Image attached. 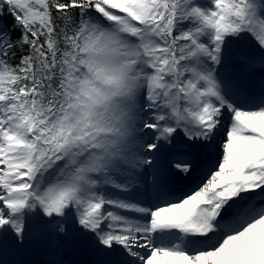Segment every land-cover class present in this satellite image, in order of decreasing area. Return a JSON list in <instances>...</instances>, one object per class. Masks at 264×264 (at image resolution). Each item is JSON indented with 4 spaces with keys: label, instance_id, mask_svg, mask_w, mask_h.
I'll use <instances>...</instances> for the list:
<instances>
[{
    "label": "snow or ice",
    "instance_id": "1",
    "mask_svg": "<svg viewBox=\"0 0 264 264\" xmlns=\"http://www.w3.org/2000/svg\"><path fill=\"white\" fill-rule=\"evenodd\" d=\"M4 13L0 246L35 232L82 237L95 264H264V0ZM218 135L220 160L178 194Z\"/></svg>",
    "mask_w": 264,
    "mask_h": 264
},
{
    "label": "rangeland",
    "instance_id": "2",
    "mask_svg": "<svg viewBox=\"0 0 264 264\" xmlns=\"http://www.w3.org/2000/svg\"><path fill=\"white\" fill-rule=\"evenodd\" d=\"M200 2L201 3H203L204 2V0H200ZM221 133H223V128L221 129ZM223 139V136L222 135H218L217 137H216V143H214L213 144V146L212 147H214V148H219L220 149V147H219V144H220V141ZM203 149H204V151L207 149V148H200V149H195L194 150V152L195 153H201L202 151H203ZM221 150V149H220ZM211 151V150H210ZM220 160V154L218 155V161ZM35 236H37V234L35 235ZM70 236H72L71 238H70ZM69 237H67V238H65V239H63V240H59V239H56L55 237H42V236H39V242L37 243L38 244V247L40 248V249H43V242L44 241H42L44 238H45V243H49L52 247H55L56 248V250L58 251V252H61V253H63L64 251H66L67 249H66V247L70 244V242H74V243H77L78 245H80V246H82L83 244V246L78 250V249H76L75 248V250H74V252L73 253H71V254H69L67 257H69V256H71L72 257V255H73V257L70 259V261L69 262H72V264H73V262L75 263V260H76V257H77V254L78 253H80V254H85V253H87V251L88 250H90L91 249V245L86 241V240H84L82 237H79V236H76V235H70ZM30 237V236H29ZM46 238H48V239H46ZM52 239H55L56 241H58V242H60V243H56V242H53V240ZM25 244H27V241L25 242ZM55 244V246H53ZM9 249V247L8 248H5V247H3V246H0V252H2L3 254L7 251ZM47 250V249H46ZM36 251V250H35ZM50 251H53V250H50ZM34 255H36V254H34ZM39 256V255H38ZM15 257V256H14ZM38 260L39 261H41L40 259H39V257H38ZM72 260V261H71Z\"/></svg>",
    "mask_w": 264,
    "mask_h": 264
},
{
    "label": "bare ground",
    "instance_id": "3",
    "mask_svg": "<svg viewBox=\"0 0 264 264\" xmlns=\"http://www.w3.org/2000/svg\"><path fill=\"white\" fill-rule=\"evenodd\" d=\"M213 156H214L212 157L213 160L214 159L216 160L217 156L215 155V153H213ZM13 252L16 254V257L18 258V259H15V262L13 261L14 257H12L11 255ZM13 252H10L6 254L5 256L3 255L0 256V264H33V262L35 263L34 258L32 257L30 253V247L25 246L22 250H19V251L13 249ZM98 258L99 257L95 254L93 257L94 264Z\"/></svg>",
    "mask_w": 264,
    "mask_h": 264
},
{
    "label": "trees",
    "instance_id": "4",
    "mask_svg": "<svg viewBox=\"0 0 264 264\" xmlns=\"http://www.w3.org/2000/svg\"><path fill=\"white\" fill-rule=\"evenodd\" d=\"M13 24L14 21L12 16L8 15L7 13H4L2 18H0V28H3L11 32L13 30Z\"/></svg>",
    "mask_w": 264,
    "mask_h": 264
}]
</instances>
